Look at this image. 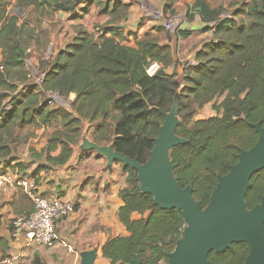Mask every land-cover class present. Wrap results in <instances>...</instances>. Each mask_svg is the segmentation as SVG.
Here are the masks:
<instances>
[{
    "label": "trees",
    "instance_id": "16d2710c",
    "mask_svg": "<svg viewBox=\"0 0 264 264\" xmlns=\"http://www.w3.org/2000/svg\"><path fill=\"white\" fill-rule=\"evenodd\" d=\"M73 1L16 0L15 7L70 10L67 6ZM174 2L168 1L165 14L175 10L170 9ZM8 5V0H0V165L5 171L15 168L22 139L34 136L32 130L22 138L26 128L52 129L40 152L29 149L30 161L37 165L35 177L41 170L66 165L82 140L86 121L96 123L94 142L146 162L165 121L160 110L169 111L177 100L176 134L187 142L170 151L175 177L181 187L191 185L194 198L206 207L219 176L238 162L242 149L257 142L259 133L253 125L264 127V0H242L229 10L196 0L194 7L207 21V30L214 32L195 52L192 60L197 64L186 63L182 81L177 71H167L175 65L176 49L171 44L147 34L132 47L116 39L122 37L116 29L103 28L97 38L79 31L71 45L41 61L37 70L46 73L41 85L27 75L24 25L19 24V15L8 13ZM104 5L103 11L111 13L113 20L122 18L128 8L122 0ZM226 13L230 16H223ZM187 15L190 21L193 14ZM108 32L114 36H107ZM173 34L180 39L191 32L180 29ZM153 62L161 67L149 76L146 70ZM48 92H59L65 100L71 94L75 98L70 108L51 105ZM212 102L217 115L193 120L198 110ZM17 167L25 169L22 163ZM124 170L128 186L120 191L123 205L118 217L127 234L109 238L103 256L111 264L135 256L141 264H167L187 226L182 209L156 205L153 195L141 190L137 171L131 166ZM251 182L246 195L249 208L264 197V169ZM249 250L247 242L235 243L225 251H211L209 259L213 264H242Z\"/></svg>",
    "mask_w": 264,
    "mask_h": 264
},
{
    "label": "crops",
    "instance_id": "0c3cea01",
    "mask_svg": "<svg viewBox=\"0 0 264 264\" xmlns=\"http://www.w3.org/2000/svg\"><path fill=\"white\" fill-rule=\"evenodd\" d=\"M109 1L113 4L115 0H81L70 10L45 5V8L33 11L38 25L24 19L23 9L15 8L10 15H19V24L24 25V28L29 25L32 39L27 44L28 59L37 66L46 59V50L51 43L58 51L71 45L79 31L93 34L97 38L103 28H114L122 36L116 39L132 47H137L138 39L152 34L161 43H169L177 51H183L186 60H180L182 66L192 60L195 52L203 48L210 39L208 23L194 6L190 10L193 18L189 21L188 28L191 34L187 38H180L183 41L179 40L175 48L173 39L175 35L169 32L172 39H168V30L164 28L162 21L169 13L164 12L169 0H150L154 10L147 9L140 0H122L128 8L124 16L117 20H113L111 13L103 11L104 4ZM207 1L211 4L209 0ZM185 3L186 0H175L170 9L186 8ZM211 7H214L213 4ZM41 10L50 12L51 17H44L36 12ZM159 28L163 30L159 31ZM106 35L114 36L111 32ZM191 40L194 43L187 46V42ZM178 62L175 54V65L167 71L168 73L177 71L179 78ZM74 98L75 94H71L69 99ZM95 124L85 122L82 140L74 148L73 156L66 165L48 171L41 170L36 177L33 175L37 165L31 163L29 149L33 147L40 152L52 132L51 128L42 127L39 133L45 132L46 135L42 139L32 138L26 150L23 153L19 151L18 160L13 163L15 168L6 170L18 171L35 180L37 191L45 197H60L74 203V212L57 222L56 231L74 246L75 251L70 252L58 242L48 246L36 244L29 240L25 233L18 237L13 236L12 219L30 213L33 207L24 190L18 189L8 193L0 191V255L18 256L17 264H80L83 253L95 250L98 255L96 264H111L109 259L103 256L102 248L109 238L127 234L125 226L119 220L118 212L123 205L120 191L128 186V173L121 163L114 162L109 166L107 157L87 147L86 141L94 142L92 133ZM17 163H22L25 169L20 171ZM1 172H5L3 165H0Z\"/></svg>",
    "mask_w": 264,
    "mask_h": 264
},
{
    "label": "water",
    "instance_id": "95a60500",
    "mask_svg": "<svg viewBox=\"0 0 264 264\" xmlns=\"http://www.w3.org/2000/svg\"><path fill=\"white\" fill-rule=\"evenodd\" d=\"M165 121L155 140V146L146 162L117 152L112 145L86 141L87 147L108 159V165L120 161L137 171L141 190L151 193L154 203L162 208L182 209L187 226L176 248L169 254L167 264H213L211 251L222 252L235 243L247 242L249 254L242 264H264V197L249 208L246 195L252 186V177L264 169V127L253 126L259 133L250 149H242L238 162L227 174L219 176L218 183L206 207L193 196V187H181L175 177L176 164L170 151L186 139L176 134L179 123V104L176 100L170 111L160 110ZM97 252L90 250L81 255L80 264H96ZM141 264L138 256L129 262Z\"/></svg>",
    "mask_w": 264,
    "mask_h": 264
},
{
    "label": "built area",
    "instance_id": "2783aa9c",
    "mask_svg": "<svg viewBox=\"0 0 264 264\" xmlns=\"http://www.w3.org/2000/svg\"><path fill=\"white\" fill-rule=\"evenodd\" d=\"M223 16H230L226 13ZM164 25L168 30H175L171 28L174 23L179 24L180 19L173 16L164 20ZM214 31L211 30V34ZM56 54L55 47L51 43L46 50V59H52ZM27 62V59H26ZM189 64H197V61L191 60ZM27 65V63H26ZM33 67L28 72V77H33V82L41 85L46 77L45 72H39L36 67ZM161 64L153 62L148 68L149 76H155L160 69ZM3 67L0 65V69ZM49 104L63 103L65 99L59 92L45 93ZM60 105V104H58ZM23 189L26 195L31 199L34 210L26 215L17 216L12 219V234L14 237L25 233L29 240L39 245H51L58 242L63 245L70 252H74V246L62 238L56 231L57 222L65 217L71 215L75 210V205L72 201L64 200L60 197H45L37 191L36 181L32 178L21 174L18 171H5L0 173V191L8 193L10 191ZM18 256H2L0 255V264H17Z\"/></svg>",
    "mask_w": 264,
    "mask_h": 264
},
{
    "label": "rangeland",
    "instance_id": "374dc122",
    "mask_svg": "<svg viewBox=\"0 0 264 264\" xmlns=\"http://www.w3.org/2000/svg\"><path fill=\"white\" fill-rule=\"evenodd\" d=\"M81 0H74L73 3L69 4L67 7L69 8H72L73 5H75L76 3L78 4ZM138 1V0H137ZM142 3H144V5H146V8L149 9V10H154L153 6H152V3L150 0H140ZM242 0H209V2L211 4H213L214 7H218V6H222L225 10H229L231 8H233V6L237 3H240ZM9 2V5H8V8H7V11L8 13L10 14L16 7H15V1L14 0H8ZM193 3V4H192ZM194 3L195 1L192 0V1H188L186 0V8L184 7H179L177 9H175L174 11H169L168 15H165L163 17V24L165 23V19L167 18H172L173 16H175L176 18H179L180 19V22L179 24H176L174 23V25L171 27L175 30H168L167 27L164 25V28L170 32H176L177 30H180V29H183V30H187L188 31V28H189V17L187 15L188 11H190V9L192 10L194 7ZM190 4H192V6H190ZM156 10V9H155ZM26 11V12H25ZM33 10L32 8H29L27 10H24V19L26 21H30V22H35V24L38 25V20L36 19V15L33 14ZM38 13H41L42 16L44 17H51V13L50 12H44L43 10L41 11H36ZM23 18V17H22ZM29 26V25H28ZM25 27L24 28V37L25 39L28 40L27 44L31 41L32 39V35H30L31 31H29V27ZM38 27V26H37ZM211 36V35H210ZM34 37V36H33ZM41 39V37H40ZM174 39V47L176 48L177 46V42L180 40L176 37H173ZM38 40H39V37H38ZM180 41H183L180 40ZM187 46H191L194 41L191 40L190 42H187ZM177 51V50H176ZM183 51H177L175 52L176 54V58L179 60V64H180V77H179V80L182 81L183 78H184V74H183V71H184V67L187 65V64H184V66L181 65V61L182 60H186V56L182 54ZM182 54V55H181ZM181 60V61H180ZM191 61V60H190ZM27 65H26V70L28 72H30L32 70V66L31 64H33V62L27 58ZM34 65V64H33ZM36 67V69L38 68L37 64L34 65ZM33 78V77H32ZM72 99H69V100H65V102L63 103H55V104H60V105H64L66 107H69L70 108V101ZM173 107V106H172ZM171 107V109H172ZM170 109V110H171ZM169 110V111H170ZM217 115V112L215 110V107H214V103H209L208 105H206L204 108H202L201 110H198V112L196 113V115L193 117V120H199V119H206V118H209V117H212V116H215ZM34 132V136L30 137L28 140L25 141V139H22V145H21V148H20V152L23 153L24 150H26V147L28 145V142L30 140H32V138H37L39 137V139H42L46 134L45 132H42L41 134L39 133L40 131V128H37V129H29V128H26L24 130H22L21 132V137L24 138V137H28L29 135V132L32 131Z\"/></svg>",
    "mask_w": 264,
    "mask_h": 264
}]
</instances>
